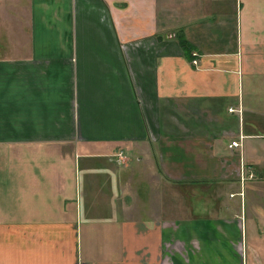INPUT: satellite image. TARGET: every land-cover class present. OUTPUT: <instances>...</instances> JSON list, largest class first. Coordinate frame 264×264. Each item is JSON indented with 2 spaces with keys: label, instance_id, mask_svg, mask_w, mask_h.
Instances as JSON below:
<instances>
[{
  "label": "crops",
  "instance_id": "0c3cea01",
  "mask_svg": "<svg viewBox=\"0 0 264 264\" xmlns=\"http://www.w3.org/2000/svg\"><path fill=\"white\" fill-rule=\"evenodd\" d=\"M0 264H264V0H0Z\"/></svg>",
  "mask_w": 264,
  "mask_h": 264
},
{
  "label": "rangeland",
  "instance_id": "374dc122",
  "mask_svg": "<svg viewBox=\"0 0 264 264\" xmlns=\"http://www.w3.org/2000/svg\"><path fill=\"white\" fill-rule=\"evenodd\" d=\"M82 166H83V164H81L80 163V182L81 183H83V181H84V179H83V173H81V168H82ZM195 184V189H198V191H200V192H203V189L202 188H200V187H198V186H196L197 184L196 183H194ZM203 184H205V183H203ZM177 185H179V186H181L182 185V183H177ZM206 185L207 186H210L211 185V183H206ZM140 186H143V187H145V188H147V187H149V186H151L149 183H147V182H142V184L140 185ZM152 186H154V185H152ZM82 191H83V188H82ZM155 190H152V192H154ZM186 193V192H185ZM191 193V192H190ZM181 194H183L182 192H181ZM195 199V195H193V196H190V197H188V202H189V204H191L192 202H193V200ZM83 201V200H82ZM85 201V200H84ZM196 201H198L197 199H196Z\"/></svg>",
  "mask_w": 264,
  "mask_h": 264
},
{
  "label": "built area",
  "instance_id": "2783aa9c",
  "mask_svg": "<svg viewBox=\"0 0 264 264\" xmlns=\"http://www.w3.org/2000/svg\"><path fill=\"white\" fill-rule=\"evenodd\" d=\"M193 63H195V62H193ZM229 146L230 147H235V146H237V143L236 142H232ZM114 156L116 158V160H115L116 163L121 164V165H125L126 164V160L128 158L123 153V151H120V152L116 153Z\"/></svg>",
  "mask_w": 264,
  "mask_h": 264
},
{
  "label": "trees",
  "instance_id": "16d2710c",
  "mask_svg": "<svg viewBox=\"0 0 264 264\" xmlns=\"http://www.w3.org/2000/svg\"><path fill=\"white\" fill-rule=\"evenodd\" d=\"M179 38V42L181 41V36L180 37H178ZM180 44H182L183 45V43H180Z\"/></svg>",
  "mask_w": 264,
  "mask_h": 264
}]
</instances>
